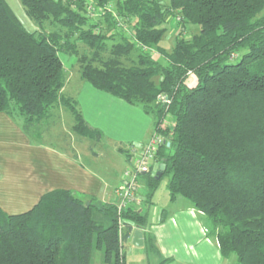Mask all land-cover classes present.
Here are the masks:
<instances>
[{"label":"trees","instance_id":"1","mask_svg":"<svg viewBox=\"0 0 264 264\" xmlns=\"http://www.w3.org/2000/svg\"><path fill=\"white\" fill-rule=\"evenodd\" d=\"M94 1L91 13L88 0H20L38 27L30 31L0 0V112L38 136L63 104L76 132L99 136L62 92L61 54L75 57L84 81L141 106L166 138L162 177L145 173L149 196L168 175L171 199L206 215L224 257L264 264V0ZM177 16L169 50L162 40ZM190 25L200 31L186 36ZM167 115L175 124L161 131ZM122 218L124 244L116 205L70 190L45 193L22 213L0 208V264H92L97 250L104 264H125V241L148 220L133 206Z\"/></svg>","mask_w":264,"mask_h":264},{"label":"crops","instance_id":"2","mask_svg":"<svg viewBox=\"0 0 264 264\" xmlns=\"http://www.w3.org/2000/svg\"><path fill=\"white\" fill-rule=\"evenodd\" d=\"M16 3L28 30H37L20 0ZM69 70L63 95L76 101L88 126L98 130L100 135L85 136L76 132L75 118L63 104L53 109L45 120L50 125L47 124L43 131L40 129L38 136L24 131L22 119L0 112V208L9 214L31 209L42 195L56 190L73 191L100 206L116 205L119 201L117 189L123 183L125 170L131 165L132 148H142L157 132L154 116L141 106L96 89L81 75L70 91L72 76ZM65 119L67 126L62 122ZM174 124V118L167 115L160 130L171 129ZM42 136H46L45 142L40 140ZM104 140L115 144L112 150L106 143L104 147L109 146L111 155H117V162L110 161L101 168L97 166V160L105 150L94 151L92 143H103ZM87 156H90V164L85 162ZM160 164L152 165L154 174ZM138 194L140 203L133 207L147 213L148 224L141 229L143 246H135L132 242L137 227L125 241L126 264H130L140 247L152 254L157 264H227L226 261L235 264L231 257L222 255L208 218L190 201L181 196L171 199L170 192H162L165 198L162 203L158 189L149 196L147 174L138 178ZM96 253V264H104L103 251Z\"/></svg>","mask_w":264,"mask_h":264},{"label":"rangeland","instance_id":"3","mask_svg":"<svg viewBox=\"0 0 264 264\" xmlns=\"http://www.w3.org/2000/svg\"><path fill=\"white\" fill-rule=\"evenodd\" d=\"M90 1V2H89ZM5 2L8 4V6L10 7V9L12 10V12L14 13V15L19 19V21H21V23L24 25L25 28H27V26L24 24L23 22V18H21V12H20V8L18 7L19 5H17L16 0H5ZM88 2L92 5L95 6V1L94 0H88ZM166 3H169V0H165ZM96 7V6H95ZM262 15H264V11L262 12ZM23 17V16H22ZM178 22V21H177ZM177 22L175 20H171L168 24H166L167 28H168V32L166 33L164 39L162 40V45L164 47H166L167 49L171 50V48L173 47L175 41H176V36H177V32H178V25ZM28 29V28H27ZM126 32H130V26H127V28L125 29ZM184 34L186 36H191L193 33H198L200 31V27L197 25H190V27L185 28L184 30ZM61 58L65 61L66 63V69H70L69 71H71V76H72V81H71V85L69 90H72V86L74 84V82L78 81V79H80V67L78 65V63L76 62V58L75 57H71L67 54L62 53L61 54ZM160 61L162 63H165V59L163 57H159ZM194 77L192 76L191 79L188 81L191 85L194 84ZM67 119V118H66ZM66 119L63 122L64 125L67 126V121ZM52 121V119H51ZM46 123V125L44 124ZM42 123L40 126V129L43 131L44 127H47L50 125L49 122H44ZM52 129V128H51ZM55 130V128H53ZM42 141H46V136H42V138L40 139ZM85 140V138H84ZM87 144H91V142L89 140L86 139ZM104 143L108 144L112 150V148L115 146V144H113L112 142L108 143L107 140H104L103 143H92L93 146V150L97 152H99L100 150L104 149L105 152L103 153V155L98 158L97 162H98V167H106L110 161L117 162V155H111V150L109 148V146L104 147ZM89 151V150H88ZM90 154H91V150H90ZM91 156V155H90ZM90 156L85 157V162L90 164L88 159L90 158ZM126 165V164H125ZM117 166H114L113 168H115ZM168 183H169V176L165 175L162 179L161 182L158 186V190H159V195H160V201L163 203L165 201L164 195L162 194V192H169V188H168ZM134 206V205H133ZM139 253L135 254L132 256L131 260H130V264H157L156 262V258L149 254L146 253L145 249L143 248H139ZM97 253L95 254V259H93L92 264H96L98 256H96ZM232 260H234L235 264L236 260L235 257L232 256L231 257ZM231 262V261H230ZM229 261L226 263L227 264H231ZM126 264V263H125Z\"/></svg>","mask_w":264,"mask_h":264},{"label":"built area","instance_id":"4","mask_svg":"<svg viewBox=\"0 0 264 264\" xmlns=\"http://www.w3.org/2000/svg\"><path fill=\"white\" fill-rule=\"evenodd\" d=\"M90 2V1H89ZM88 2V8L91 13L95 12V6ZM175 21H180L181 16H177ZM123 25L120 21L119 26ZM160 100H167L165 96L160 95ZM166 138L156 132L154 136L149 140V142L142 148H132L133 155L131 157V165L124 172L123 183L117 189V195L119 201L116 204L117 214L119 219V237L120 243L123 242V235L125 233L124 220L122 218V213L128 207L140 203V198L138 194V178L141 174L148 173L152 165L157 162V154L164 144H166ZM124 249L122 250V252Z\"/></svg>","mask_w":264,"mask_h":264},{"label":"water","instance_id":"5","mask_svg":"<svg viewBox=\"0 0 264 264\" xmlns=\"http://www.w3.org/2000/svg\"><path fill=\"white\" fill-rule=\"evenodd\" d=\"M167 145H170V142L167 143ZM166 169V164L165 163H161L159 166L158 171L156 172V178L160 179L162 177V174L164 172V170ZM143 231L140 228H135L134 232H133V244L135 246H143L144 245V237H143Z\"/></svg>","mask_w":264,"mask_h":264}]
</instances>
